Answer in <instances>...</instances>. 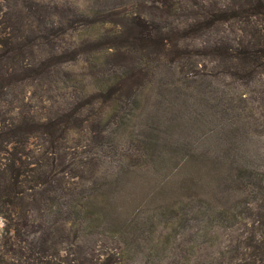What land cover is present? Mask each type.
Listing matches in <instances>:
<instances>
[{"label":"rangeland","instance_id":"1","mask_svg":"<svg viewBox=\"0 0 264 264\" xmlns=\"http://www.w3.org/2000/svg\"><path fill=\"white\" fill-rule=\"evenodd\" d=\"M245 2L0 0V35L14 50L0 59V120L33 118L35 149L46 143L38 124L62 109L74 120L55 144L74 162L96 158L83 172L94 219L47 234L55 262L253 261L251 237L264 241V69H242L235 52L257 46L264 19L216 16ZM135 22L147 40L135 41ZM119 81L126 95H99ZM6 226L0 215V264H23ZM22 247L31 264L42 257Z\"/></svg>","mask_w":264,"mask_h":264},{"label":"trees","instance_id":"2","mask_svg":"<svg viewBox=\"0 0 264 264\" xmlns=\"http://www.w3.org/2000/svg\"><path fill=\"white\" fill-rule=\"evenodd\" d=\"M245 1L243 7L220 10L216 16L224 19L227 16L256 13L264 19V0ZM139 18L133 19L138 20ZM124 19L129 18L125 17ZM135 25L140 28L135 35V41L147 40L145 36L147 35V26H142L138 22H135ZM118 27L120 35H123V23H119ZM0 40L2 41L0 42V59H12L14 50L9 49L8 43L3 41L1 35ZM163 40L161 38L157 41L164 43ZM258 40L257 46L246 41L245 44H241L240 49L236 50L237 64L242 69L249 71H253L257 67L264 69V37H258ZM123 94L126 95L123 81H119L116 85H109L105 93H99L106 99L117 96L113 99V103ZM110 106L108 108H111ZM113 116L115 117L116 114L114 113ZM100 119V115L96 117L97 121ZM72 120L74 117L71 113L57 109L54 117L49 116L40 124L37 123L38 126H41L39 134L44 136L46 143L38 145L35 149H31L33 143L30 141L37 138L32 133L33 118L11 117L8 123L0 120V215L7 223V230L14 234V244L16 245L14 253L17 252V260L23 264H31V259L30 255L26 257L22 250L24 249L22 244L26 246V249L34 248V245L37 246L39 250L37 252H40L42 257L35 258L34 256L37 260L36 264H61L52 259L53 256L55 257L54 253H48L50 245L49 242L47 243L49 240L47 234L57 226L62 227L66 223L76 224L81 229H85V226L94 219L92 210L94 200L89 193L92 187L86 183L83 172H88L86 164L94 163L95 156L81 158L74 162V158H69L67 153H63L61 145L55 144L63 139L67 132H70ZM77 172H80V175H77ZM72 175H75L74 177L80 181H71L74 178ZM254 177L255 175L247 179L245 189L251 187L250 179H254ZM258 179L261 183H258L257 193H263L262 178L258 177ZM227 213L228 220H230V216L232 220L237 218L236 214L229 211L223 214ZM28 228L31 229V233H36L31 240L28 239V233H25ZM76 230L78 231L79 228ZM37 234L39 237L35 236ZM251 238L255 242L256 252L253 261H248L247 264H264V241L255 239V235ZM57 256L59 257V255ZM102 258L99 256L93 260L87 256L83 258L82 255H79L74 261H76L75 264H116L112 258Z\"/></svg>","mask_w":264,"mask_h":264}]
</instances>
